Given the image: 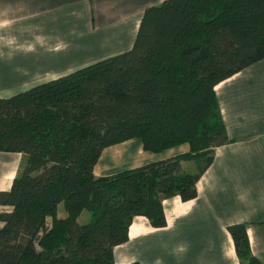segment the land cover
Here are the masks:
<instances>
[{
  "label": "trees",
  "instance_id": "16d2710c",
  "mask_svg": "<svg viewBox=\"0 0 264 264\" xmlns=\"http://www.w3.org/2000/svg\"><path fill=\"white\" fill-rule=\"evenodd\" d=\"M263 58L264 0H164L145 9L131 48L0 96V152L28 158L0 190V264H116L137 217L165 227L164 201L196 198L232 142L217 85ZM133 139L189 150L96 175L106 149ZM229 230L240 264H262L247 224Z\"/></svg>",
  "mask_w": 264,
  "mask_h": 264
},
{
  "label": "crops",
  "instance_id": "0c3cea01",
  "mask_svg": "<svg viewBox=\"0 0 264 264\" xmlns=\"http://www.w3.org/2000/svg\"><path fill=\"white\" fill-rule=\"evenodd\" d=\"M163 1L0 0V96L74 71L79 60H88L81 63L86 66L131 48L145 9ZM44 12L61 17L45 27V32L59 33L60 41L55 36L31 40L32 16ZM216 90L232 142L216 148L214 162L198 181L196 198L164 201L165 227H153L144 216L136 218L129 240L115 248L116 264H240L229 230L237 223L247 224L252 252L264 264V58ZM132 142L106 149L96 175L189 150L182 144L146 154L141 142ZM25 157L0 152V190L10 189ZM183 166L196 171L199 163L186 161Z\"/></svg>",
  "mask_w": 264,
  "mask_h": 264
},
{
  "label": "rangeland",
  "instance_id": "374dc122",
  "mask_svg": "<svg viewBox=\"0 0 264 264\" xmlns=\"http://www.w3.org/2000/svg\"><path fill=\"white\" fill-rule=\"evenodd\" d=\"M3 19V18H2ZM33 19H34V21H33ZM7 21H8V19H7ZM14 21H15V23H17L18 22V20L17 19H14ZM59 21H61V17L60 16H57V15H55L54 13H49V12H44V13H40V14H36L35 16H32V23H31V29H30V35H31V40L32 41H34V39H36L37 40V42H39V41H45V40H43L44 38H47V39H49L51 36H55L56 37V39H58L59 41H60V34L59 33H56V34H52L51 32H45V27L47 26V24L48 23H51V24H56V23H58ZM16 38H18V36L16 37ZM17 40V39H16ZM31 44L33 43V42H30ZM43 51V50H42ZM125 51V50H124ZM71 60H76V58L75 57H72V59ZM84 61H88V60H79V66H78V68L77 69H79V68H81V67H84V66H82L81 65V63H83ZM92 61V60H91ZM96 61H98V60H93L92 62H90L89 64H92V63H94V62H96ZM75 63V62H74ZM37 83H41V82H37ZM34 85H36V84H32V86H34ZM31 86V87H32ZM30 88V87H29ZM18 92L19 91H22V90H17ZM17 92V93H18ZM13 93H15V92H13ZM12 95V94H11ZM10 96V95H9ZM132 141V140H131ZM139 142H141L142 143V140H140V139H133V142L131 143V144H135V143H139ZM142 146H143V143H142ZM144 149V148H143ZM110 151H112V149H107V151H105V152H110ZM144 152H146V154H149V153H151L150 151H145L144 150ZM153 153V152H152ZM106 154H108V153H106ZM27 157H25V160H24V164L27 162ZM101 160V159H100ZM23 164V165H24ZM106 162H104V161H101V167L102 168H105V166H106ZM105 172V171H104ZM58 215H59V217H66L67 216V212H66V210H65V206H64V204L63 203H60L59 204V209H58ZM89 218H90V212H88L87 210L86 211H84L83 213H82V215L79 217V222L80 223H85V222H87L88 220H89Z\"/></svg>",
  "mask_w": 264,
  "mask_h": 264
}]
</instances>
